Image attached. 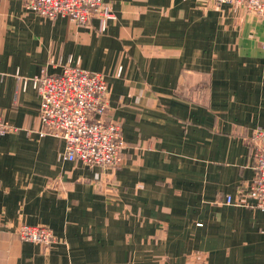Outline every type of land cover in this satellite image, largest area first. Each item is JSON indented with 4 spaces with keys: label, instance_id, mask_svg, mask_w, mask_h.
<instances>
[{
    "label": "crops",
    "instance_id": "1",
    "mask_svg": "<svg viewBox=\"0 0 264 264\" xmlns=\"http://www.w3.org/2000/svg\"><path fill=\"white\" fill-rule=\"evenodd\" d=\"M77 24L0 0V264H264L249 137L264 126V17L215 0H104ZM101 72L120 166L63 158L41 136L33 78L68 62ZM232 198L229 203L228 197ZM44 225L50 246L25 241Z\"/></svg>",
    "mask_w": 264,
    "mask_h": 264
},
{
    "label": "built area",
    "instance_id": "2",
    "mask_svg": "<svg viewBox=\"0 0 264 264\" xmlns=\"http://www.w3.org/2000/svg\"><path fill=\"white\" fill-rule=\"evenodd\" d=\"M245 7L264 17V0H215ZM26 7L42 16H63L77 24L99 19V30L105 32L110 20L116 18L104 0H26ZM41 95V136L51 135L64 141L63 158L80 162L89 168H111L121 165L127 142L121 124L106 117L108 84L101 72L68 62L61 73L50 74L43 69L33 78ZM18 128L0 115V136L16 132ZM249 141L253 150L256 175L250 185L248 203L264 211V126L253 129ZM229 203L232 198L229 196ZM20 237L50 246L55 234L44 225L21 224Z\"/></svg>",
    "mask_w": 264,
    "mask_h": 264
},
{
    "label": "rangeland",
    "instance_id": "3",
    "mask_svg": "<svg viewBox=\"0 0 264 264\" xmlns=\"http://www.w3.org/2000/svg\"><path fill=\"white\" fill-rule=\"evenodd\" d=\"M116 14V13H115ZM101 32V31H100ZM102 33V32H101Z\"/></svg>",
    "mask_w": 264,
    "mask_h": 264
}]
</instances>
